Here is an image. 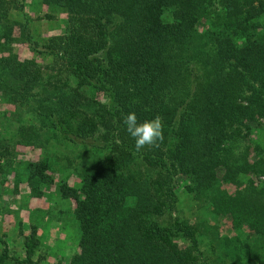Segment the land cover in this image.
I'll return each instance as SVG.
<instances>
[{"label": "trees", "instance_id": "obj_1", "mask_svg": "<svg viewBox=\"0 0 264 264\" xmlns=\"http://www.w3.org/2000/svg\"><path fill=\"white\" fill-rule=\"evenodd\" d=\"M27 3L46 18L63 12L62 30L36 36ZM262 17L264 0H0V101L15 121L0 131V160L47 134L93 154L76 166V185H56L73 201L68 264H235L230 244L264 264ZM131 112L162 117L159 147L136 152L123 123ZM47 159L28 164L33 195L52 182ZM180 185L215 218L210 249L202 220L182 210ZM224 218L249 228L252 245L216 234ZM0 241V264H39L36 225L22 258Z\"/></svg>", "mask_w": 264, "mask_h": 264}, {"label": "rangeland", "instance_id": "obj_2", "mask_svg": "<svg viewBox=\"0 0 264 264\" xmlns=\"http://www.w3.org/2000/svg\"><path fill=\"white\" fill-rule=\"evenodd\" d=\"M24 8L33 18L31 23L36 29V36L45 37L62 30L65 19L63 12L54 11L56 12L54 18H46L43 14L47 8L40 4L27 3ZM262 21L264 22V17ZM14 50L20 54H27L24 45L17 44ZM14 129L12 109L0 101V131H14ZM261 137L264 141V133ZM47 139L43 146L17 144L13 153L0 160V238L7 241L11 255L22 258L24 256L22 240L29 232L30 226L34 224L40 236V245L33 258L37 259L39 264H68L70 255L77 249V229L71 218L73 201L62 197L56 185L62 180L76 185L79 180L76 168H82L84 163L90 165L93 154L59 135L47 134ZM44 158H48L47 160L52 163V168L46 169L52 177V182L49 185L40 184L41 194L33 195L31 184L28 183L31 171L28 164L33 160ZM260 178L264 180V175ZM224 186L229 191L235 189L232 183ZM178 190H180L178 195L182 200V210L187 211L186 214H193V219L202 220L203 233H205L202 235V244L210 249L209 235L211 224L215 221L214 216L207 208L194 209L195 201L181 191V185ZM219 228L220 233L216 234L248 240L250 245L253 243L254 236L250 237L249 228L246 231L233 229L225 218ZM214 242L217 252L224 249L218 241ZM236 244L240 247L244 242L238 241ZM2 246L0 241V252ZM228 248H231L230 255L235 257V264H247L249 257L238 251L232 244L228 245ZM7 264L23 263H17L11 259L7 261Z\"/></svg>", "mask_w": 264, "mask_h": 264}, {"label": "clouds", "instance_id": "obj_3", "mask_svg": "<svg viewBox=\"0 0 264 264\" xmlns=\"http://www.w3.org/2000/svg\"><path fill=\"white\" fill-rule=\"evenodd\" d=\"M127 132L135 139V150L140 152L145 147H159L165 139L164 122L157 115L151 120L138 122L135 112L128 113L123 118Z\"/></svg>", "mask_w": 264, "mask_h": 264}]
</instances>
